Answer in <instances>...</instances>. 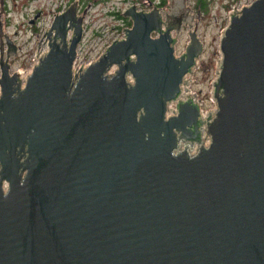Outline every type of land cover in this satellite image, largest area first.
Instances as JSON below:
<instances>
[{
  "label": "water",
  "instance_id": "obj_1",
  "mask_svg": "<svg viewBox=\"0 0 264 264\" xmlns=\"http://www.w3.org/2000/svg\"><path fill=\"white\" fill-rule=\"evenodd\" d=\"M77 5L23 86L0 16V264H264V0L230 11L204 117L181 97L203 51L186 0L127 8L74 73Z\"/></svg>",
  "mask_w": 264,
  "mask_h": 264
},
{
  "label": "rangeland",
  "instance_id": "obj_2",
  "mask_svg": "<svg viewBox=\"0 0 264 264\" xmlns=\"http://www.w3.org/2000/svg\"><path fill=\"white\" fill-rule=\"evenodd\" d=\"M13 0H9L12 6ZM74 0H36L31 2L23 13H18L11 9L5 23L4 31L12 42L19 48L18 55L10 60L13 70L19 63H28L38 49V43L42 39L47 25L51 18L58 12L64 10L66 4H71ZM77 5V15L81 16L86 8V2L81 5L79 0ZM148 1V2H147ZM253 0H205V9L199 7L197 0H186V7L193 10L194 18L192 27L197 23V35L203 42V51L198 59V68L194 72L189 88L197 96V100L202 104L204 113L215 109L213 97V80L216 77L218 62L221 58L219 50L220 37L228 23L230 11L237 4L238 9L242 6L249 5ZM151 8L158 7V0H95L94 4L88 7L83 19V36L79 46L80 56L77 66H86L89 62L94 61L103 52L105 47L113 40L123 37L127 25L126 18L122 16L125 9L131 4L138 9L144 6ZM146 4V5H145ZM41 8L44 11L41 21L35 25L36 30H31L27 25V19L34 13V9ZM150 8V10H151ZM161 14L170 12L167 4L158 7ZM79 10V11H78ZM54 18V17H53ZM45 29V30H44ZM43 34V35H42ZM156 37V34H152ZM175 45L176 55L179 56L189 40L188 27L183 25L179 32V38ZM42 46V45H41ZM44 46V45H43ZM45 47V46H44ZM6 48V46H5ZM21 78L26 79V75ZM25 77V78H24ZM25 82V81H23ZM192 94V93H191Z\"/></svg>",
  "mask_w": 264,
  "mask_h": 264
},
{
  "label": "flooded vegetation",
  "instance_id": "obj_3",
  "mask_svg": "<svg viewBox=\"0 0 264 264\" xmlns=\"http://www.w3.org/2000/svg\"><path fill=\"white\" fill-rule=\"evenodd\" d=\"M33 1H36V0H13V2H11L12 3V6H10V3H9V0H3V4H2V8H3V11H4V13H5V15H4V13L3 12H0L1 14H0V16H1V18H2V20L3 21H5V23L6 22H8L9 21V18H8V15H9V12L11 11V9L13 8V10H16L18 13H23L28 7H30V5H31V2H33ZM79 2H81V5H84V2H86V5H88V4H90V7L94 4V2H95V0H79ZM148 2V1H147ZM144 3H142V6H144L143 5ZM146 5V4H145ZM147 5H149L150 7H146V6H144L142 9H138L137 8V10L138 11H144V12H149L150 11V8L152 7L151 6V4L149 3V4H147ZM69 6V4H66V6H65V8H64V10L67 8ZM131 6H133V5H129L127 8H129V7H131ZM158 6V5H157ZM159 7V6H158ZM126 8V9H127ZM125 9V10H126ZM152 9V8H151ZM83 10H84V8H83ZM34 11V13H33V15L31 16V17H29L28 19H27V25L29 26V28L31 29V30H36L35 28V25H38L39 23H40V21H41V17L43 16V14H44V11L43 10H41V8H37L36 7V9H34L33 10ZM63 11V10H62ZM79 11V10H78ZM61 12V11H60ZM59 13V12H58ZM189 15L192 17V20H193V18H194V13H193V10H191V11H189ZM163 16V15H162ZM54 17V16H53ZM126 21H130L131 22V20L129 19V18H126ZM51 22H52V20H51ZM191 22H193V21H191ZM4 26H5V24H4ZM129 26H131V24L129 25ZM183 26V25H182ZM181 26V27H182ZM185 26H187V25H185ZM43 37V36H42ZM45 39H43L42 41H44ZM40 42V41H39ZM15 45V44H14ZM16 46V45H15ZM185 49V48H184ZM17 50H19V48L16 46V53H17Z\"/></svg>",
  "mask_w": 264,
  "mask_h": 264
},
{
  "label": "built area",
  "instance_id": "obj_4",
  "mask_svg": "<svg viewBox=\"0 0 264 264\" xmlns=\"http://www.w3.org/2000/svg\"><path fill=\"white\" fill-rule=\"evenodd\" d=\"M65 7V6H64ZM51 20H53V17L51 18ZM51 21H50V23L47 25V27L45 28L46 30H47V28H49V26L51 25ZM44 29V30H45ZM43 35V34H42ZM82 42V41H81ZM81 44V43H80ZM80 44L78 45V47H77V56H76V60H75V62H74V68L73 69H75V68H80V67H82L81 65L80 66H77V61H78V59H79V56H80V50H79V46H80ZM45 47H44V46ZM42 46H40V47H38V49L36 50V52H35V54H34V56L30 59V62H28L27 64L26 63H19L17 66H16V68L13 70L12 68H13V66H12V64H10V73H13V72H16V73H18L19 74V76H21V75H25L27 72H29L30 71V73H31V71H32V69H33V67L37 64V62H38V58L39 57H41L40 55L42 54V56L46 53V51H47V45L46 44H43ZM108 46V45H107ZM107 46L105 47V49L107 48ZM104 49V50H105ZM104 50H103V52H104ZM102 52V53H103ZM17 53H18V50H17ZM16 53V55H18ZM10 60H11V58L9 59V62H10ZM198 61L199 60H197V63H196V66H195V69H194V72L197 70V68H198ZM92 62V61H91ZM90 63V62H89ZM194 72H193V74L192 75H187V76H185V79H186V84H183L182 85V94H181V97H183L186 93H192V94H194V92H192L191 90H190V88H189V85H190V82H191V80H192V77H193V75H194ZM1 74V73H0ZM188 92H187V91ZM181 97H180V99H181ZM194 101L196 102V103H198L199 104V106H200V110H201V112H203V110H202V104H200V101L199 100H197V98L195 97L194 98ZM168 109H169V111H168V114H175L176 112H175V105L174 104H171L170 106H168Z\"/></svg>",
  "mask_w": 264,
  "mask_h": 264
},
{
  "label": "trees",
  "instance_id": "obj_5",
  "mask_svg": "<svg viewBox=\"0 0 264 264\" xmlns=\"http://www.w3.org/2000/svg\"><path fill=\"white\" fill-rule=\"evenodd\" d=\"M159 1V4H158V6L159 7H163V6H165L166 4H167V0H158ZM197 3H198V5H199V7H202V8H204L205 9V0H197ZM131 24V22L130 21H127V25L129 26Z\"/></svg>",
  "mask_w": 264,
  "mask_h": 264
},
{
  "label": "bare ground",
  "instance_id": "obj_6",
  "mask_svg": "<svg viewBox=\"0 0 264 264\" xmlns=\"http://www.w3.org/2000/svg\"><path fill=\"white\" fill-rule=\"evenodd\" d=\"M46 42H48V41H46ZM40 56H42V54L40 55ZM77 70H78V68H75V69H73V71H74V73H76L77 72ZM111 71H113V70H111ZM29 74H30V71L28 72ZM112 73V72H111ZM29 74H27L26 75V79H27V77L29 76ZM19 75V74H18ZM22 77V75L21 76H19V78H20V81L22 82V86L24 85V82L23 81H25L26 79H23V78H21ZM25 78V77H24ZM186 80V79H185ZM182 89V88H181ZM188 95H192L191 93H188ZM202 115H203V117L205 116V113L204 112H202Z\"/></svg>",
  "mask_w": 264,
  "mask_h": 264
}]
</instances>
